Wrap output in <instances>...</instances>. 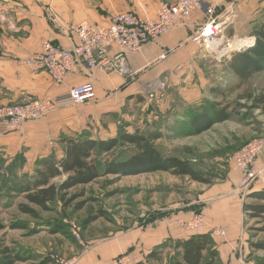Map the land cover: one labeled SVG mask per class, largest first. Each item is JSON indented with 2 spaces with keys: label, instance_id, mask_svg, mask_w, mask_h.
<instances>
[{
  "label": "crops",
  "instance_id": "0c3cea01",
  "mask_svg": "<svg viewBox=\"0 0 264 264\" xmlns=\"http://www.w3.org/2000/svg\"><path fill=\"white\" fill-rule=\"evenodd\" d=\"M177 1L0 0V107L59 97L86 83H92L96 91V99L90 103L56 110L39 120L25 122L17 130L0 125V157L12 160L22 156L23 172L33 174L38 161L51 156L58 160L64 157V139L114 138L127 107L143 103L146 93L171 86L185 94V85L202 78L205 73L200 66L209 51L193 39L209 22L224 23L226 28L236 15L254 14L257 8H264V0H202L201 8L189 19L158 39L144 43L139 52L117 67L91 71L80 64L77 73L63 86L55 85L45 71L25 64L28 57L40 52L45 40L64 49L78 46L73 29L82 23L93 28L108 26L118 13H136L152 19L161 3ZM205 9H210L212 14L207 16ZM117 54L114 48L110 60ZM259 164L263 174L246 193L237 190L243 174L235 169L224 180L203 186L199 200L191 203L199 206L205 218V225L199 231H186L176 225L178 220H189L197 214L185 209L171 215V220L148 226L134 223L118 233L112 230L109 238L93 245L89 243L90 250L71 260L74 264H112L118 256L128 254L134 262H140L166 239L187 240L193 234L212 235L213 229H222L226 232L224 237L212 235L218 264H256L254 259L259 251L251 246L255 243L251 228L254 221H260L250 219L245 206L253 202L248 199L249 194L264 191V150ZM33 208L39 214L42 212ZM19 237L7 242L5 247L25 259L14 264H54L42 257L47 251L45 237L37 242L25 235ZM3 258L2 254L0 264Z\"/></svg>",
  "mask_w": 264,
  "mask_h": 264
},
{
  "label": "rangeland",
  "instance_id": "374dc122",
  "mask_svg": "<svg viewBox=\"0 0 264 264\" xmlns=\"http://www.w3.org/2000/svg\"><path fill=\"white\" fill-rule=\"evenodd\" d=\"M263 22V7L257 8L254 14L236 15L233 22L222 29L216 51L207 52V58L200 66L205 73L201 79H193L185 85V94L171 86L161 87L154 92L153 98L146 93L143 103L127 107L121 126H128L130 132L136 129L160 131L164 137L157 146L163 154L190 161L196 170L212 180V184L224 180L232 169L234 153L250 141L264 136V71L242 82L228 69L233 53L255 45V38L251 35ZM229 44L233 45L234 51L228 49ZM210 87L224 91L226 98H219V101L233 107L234 117L214 125L203 134H196L190 118L201 107L214 102ZM180 95L189 103L182 102ZM119 154L125 157L127 153L122 151ZM7 177L0 172V225L3 226L0 230V260L7 242L25 235L36 242L45 237L47 251L42 257L54 264H57V259L69 261L80 256L90 250H86L82 242L93 245L95 241L109 238L112 230L118 233L134 223L148 226L171 220V215L190 208L191 203L198 201L204 188L203 184L188 177H175L165 172L127 177L103 176L90 185L70 191L69 197L78 196L69 206L63 207L57 201L52 212H41L38 219H33L18 211L17 206L24 201L23 196L11 199L8 195L11 185H21L22 182L13 184L6 181ZM56 181L59 183L61 179ZM82 202L84 206L78 211L76 205ZM100 212H104L107 218H97ZM18 223L26 224L27 228H11L12 224ZM252 225L255 243L264 241V224L254 221ZM53 230L59 232L54 233ZM160 245L162 248L152 250L157 255L154 260L147 259L150 251L144 261H133L132 264H172L176 255L174 243L166 239ZM254 260H264V252L259 251Z\"/></svg>",
  "mask_w": 264,
  "mask_h": 264
},
{
  "label": "trees",
  "instance_id": "16d2710c",
  "mask_svg": "<svg viewBox=\"0 0 264 264\" xmlns=\"http://www.w3.org/2000/svg\"><path fill=\"white\" fill-rule=\"evenodd\" d=\"M251 36L255 38V45L233 53L228 63L230 72L242 82H247L254 75L264 71V22L254 29ZM203 63L204 61L201 64ZM209 91L214 102L201 107L190 118L191 127L196 134H203L211 130L214 125L230 121L234 117L233 107L219 101V98L225 100L224 91L212 87ZM118 127L117 135L108 140L64 139V157L58 160L55 156H51L38 161L33 174L23 172L25 159H22V156L12 160L0 157V172L7 174L6 181L13 184L17 183L15 181L22 182L21 185H11L8 188L11 199L23 196L26 200V203L18 205L19 213L38 219L40 214L33 207L42 212H52L57 201H60L63 207H67L78 196L69 197L70 191L90 185L103 176L127 177L165 172L175 177H188L199 184H212V180L203 172L196 170L190 161L165 155L159 150L157 142L164 137L160 131L136 129L130 132L128 126H121L120 123ZM122 151L127 153L125 157L119 154ZM57 179L63 180L54 183ZM248 199L253 200L245 206L249 218L257 219L264 224V191L253 192L248 195ZM83 206L82 202L76 205V209L79 211ZM190 209L197 214L201 213L199 206H191L186 210ZM97 218H107V216L104 212H100ZM2 228L3 226L0 225V230ZM11 228L23 230L27 226L18 223L12 224ZM53 232L59 231L53 230ZM171 242L174 243L176 251L172 264H218V255L211 233L193 234L187 240H171ZM251 246L256 251H264V241ZM160 248L161 245L156 247V249ZM3 256L1 264L25 261L10 250H4ZM156 256L152 251L147 259L154 260ZM256 264H264V260H257Z\"/></svg>",
  "mask_w": 264,
  "mask_h": 264
},
{
  "label": "built area",
  "instance_id": "2783aa9c",
  "mask_svg": "<svg viewBox=\"0 0 264 264\" xmlns=\"http://www.w3.org/2000/svg\"><path fill=\"white\" fill-rule=\"evenodd\" d=\"M201 1L178 0L173 4L161 3L156 16L152 19L136 13H118L114 15L108 26L93 28L82 23L73 29L79 40L78 46L73 49H64L52 41L45 40L41 44L40 52L28 57L25 64L48 73L57 86L65 85L77 73L80 64L86 65L91 71L112 70L126 58L139 52L144 43L158 39L189 19L197 9L201 8ZM204 11L207 16L212 14L210 9ZM223 28L224 23L212 20L193 40L207 51L215 52L217 39L222 36ZM114 48H117L118 54L112 61L109 54ZM228 49L230 50V44ZM154 92L151 90L150 98L154 97ZM95 99L94 85L86 83L70 89L68 93L59 97H45L16 105L1 106L0 125L10 130H17L25 122L36 121L56 110L87 104ZM263 150L264 136H261L234 153L231 161L232 169L241 171L243 174L238 192H248L253 183L262 176L263 169L260 167L259 157ZM177 224L183 230L198 231L205 225V218L198 213L189 220H178ZM75 230L74 234L78 236ZM212 235L224 237L226 232L222 229H213ZM82 245L86 250L89 249V245L83 242ZM56 262L57 264H74L73 260L57 259ZM132 262L131 256L122 255L114 261V264H132Z\"/></svg>",
  "mask_w": 264,
  "mask_h": 264
},
{
  "label": "bare ground",
  "instance_id": "6f19581e",
  "mask_svg": "<svg viewBox=\"0 0 264 264\" xmlns=\"http://www.w3.org/2000/svg\"><path fill=\"white\" fill-rule=\"evenodd\" d=\"M230 49H234V48H233V45H230Z\"/></svg>",
  "mask_w": 264,
  "mask_h": 264
}]
</instances>
